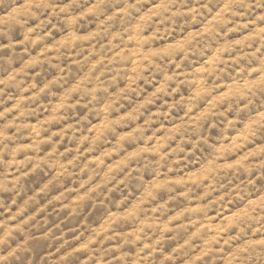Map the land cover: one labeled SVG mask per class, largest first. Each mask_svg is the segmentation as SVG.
I'll return each mask as SVG.
<instances>
[{"label":"clouds","instance_id":"obj_1","mask_svg":"<svg viewBox=\"0 0 264 264\" xmlns=\"http://www.w3.org/2000/svg\"><path fill=\"white\" fill-rule=\"evenodd\" d=\"M0 264H264V0H0Z\"/></svg>","mask_w":264,"mask_h":264}]
</instances>
